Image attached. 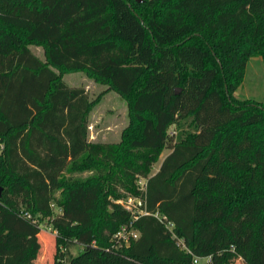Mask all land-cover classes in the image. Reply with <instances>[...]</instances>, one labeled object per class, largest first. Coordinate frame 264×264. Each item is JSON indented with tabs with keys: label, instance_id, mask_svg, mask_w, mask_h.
Returning a JSON list of instances; mask_svg holds the SVG:
<instances>
[{
	"label": "trees",
	"instance_id": "trees-1",
	"mask_svg": "<svg viewBox=\"0 0 264 264\" xmlns=\"http://www.w3.org/2000/svg\"><path fill=\"white\" fill-rule=\"evenodd\" d=\"M255 56L264 0H0V264H36L49 243L38 215L55 231L53 264H264V103L222 89ZM55 69L128 100L141 128L119 161L88 140L92 103ZM187 118L186 137L168 131ZM69 167L94 174L65 178ZM119 188L145 213L116 203ZM125 225L138 237L111 249Z\"/></svg>",
	"mask_w": 264,
	"mask_h": 264
},
{
	"label": "rangeland",
	"instance_id": "rangeland-1",
	"mask_svg": "<svg viewBox=\"0 0 264 264\" xmlns=\"http://www.w3.org/2000/svg\"><path fill=\"white\" fill-rule=\"evenodd\" d=\"M17 37L22 38L21 31L14 32ZM30 50L43 62L46 61L44 48L42 45L28 44ZM206 50V49H205ZM208 63L215 64L213 57L206 50ZM60 78L70 87L82 88L92 103L88 113V140L100 144L112 145L116 148L119 156L122 153V148L127 147L132 137H137L141 128L140 123L135 121L128 100L112 90L108 84L96 80V78L85 71H65L55 69ZM232 89H229V88ZM222 89L227 94V98L235 100L237 104L245 103H264V62L260 56L250 57L246 63L242 77H238L234 72L228 74L225 81L222 83ZM193 130V125L190 119L181 120L179 123L173 124L168 131L174 135L178 133L181 137H186ZM170 152L169 148H164L157 162L153 164L150 170V175L155 173L163 158ZM126 157V156H124ZM84 159V158H83ZM81 161V160H80ZM81 163V162H80ZM94 174V171L85 169L83 171L71 170L69 167L64 171L65 178H82ZM146 178L138 177L133 184H136L139 189H144ZM107 187L103 186V190ZM118 192L121 198L115 200L123 208L130 207L132 213H135L137 208L134 200L136 198L130 196L126 191L119 188ZM61 189L54 192V200L51 203L53 216L61 212L57 205V200L61 199ZM111 198V197H108ZM120 201V202H118ZM126 209V208H125ZM100 210H102L100 208ZM137 212V211H136ZM38 223L45 235L49 236L47 247H42L38 257L35 260L36 264H53L55 256V246L53 245V237L55 231L52 229L50 220L46 217L38 215ZM98 219V218H97ZM70 252L74 255L79 251V246L70 247ZM59 264H64L60 260Z\"/></svg>",
	"mask_w": 264,
	"mask_h": 264
},
{
	"label": "built area",
	"instance_id": "built-area-1",
	"mask_svg": "<svg viewBox=\"0 0 264 264\" xmlns=\"http://www.w3.org/2000/svg\"><path fill=\"white\" fill-rule=\"evenodd\" d=\"M138 200H134V202L136 203ZM120 202V201H118ZM135 204H133L134 206ZM136 207V205H135ZM127 210L131 211V208L128 206L125 207ZM137 208V207H136ZM137 211V212H136ZM134 214H141V213H145V212H141L139 210H136ZM25 215L29 216L27 212H24ZM139 235V232L134 229L131 226H122L113 236H112V245H111V249H118L119 247H121L123 244L128 243L131 239H136ZM183 249L187 252V253H191L189 249H187L184 244H182ZM210 256H206V257H198V256H193L192 259V264H208L210 261Z\"/></svg>",
	"mask_w": 264,
	"mask_h": 264
},
{
	"label": "water",
	"instance_id": "water-1",
	"mask_svg": "<svg viewBox=\"0 0 264 264\" xmlns=\"http://www.w3.org/2000/svg\"><path fill=\"white\" fill-rule=\"evenodd\" d=\"M179 91H180V88L179 87H176L175 88V93H179Z\"/></svg>",
	"mask_w": 264,
	"mask_h": 264
}]
</instances>
